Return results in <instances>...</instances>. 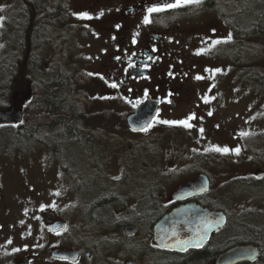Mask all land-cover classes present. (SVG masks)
<instances>
[{
  "label": "rangeland",
  "instance_id": "374dc122",
  "mask_svg": "<svg viewBox=\"0 0 264 264\" xmlns=\"http://www.w3.org/2000/svg\"><path fill=\"white\" fill-rule=\"evenodd\" d=\"M239 1V12L235 14L237 7L233 2L230 6L234 14L227 15L244 30L245 21H253L255 16L247 12L248 5L251 7L249 0ZM31 4V0H0V105L8 109L19 108L22 112L28 104L32 84L29 82L31 78L27 64L31 50L23 49L25 31L21 27L35 16H26ZM35 14L41 16L39 12ZM199 15L205 21L210 17V14ZM164 24L169 28H181L180 35L175 37L177 46L171 49L178 55L179 63L189 64L194 60L200 70L207 71L223 69L228 62H234L228 60H234L236 55L233 54L231 41V46L227 47L230 39V35H227L228 25H219L220 35L215 36L216 39L226 40L208 45L206 38H212L214 34L206 27L192 30L186 21L175 18L168 19ZM58 25L57 21L52 24L43 38L44 42L39 45L36 53L38 61L46 64L54 48L62 43L64 66L76 73L75 88L86 93L85 115L92 120L93 129L89 130L90 121L83 124L81 136L74 143L65 141L59 145L58 156H55L40 141L21 137L17 133V126L14 129L0 128V264H19L27 256H47L51 248L62 247L81 253L82 259L76 264H165L167 258L162 253L154 251L148 255L136 247L139 244L138 231H143L147 226L146 217L142 215L144 197L149 191H155L152 186L157 180H161L160 186L168 180L167 192L181 179L172 181L179 175L178 172L173 174L175 170L182 168L186 172L182 174L189 175L193 168L204 167L207 158L226 156L231 161L237 158L242 161L238 177H234L236 174L231 170L222 175L211 173L218 186L226 184L221 194H212L208 201L212 209L221 210L227 215L228 226L213 235L210 247L225 245L234 239L235 233L242 227L254 229L264 226V184L253 183L248 171L250 156L254 164L264 171V91L258 88L257 97L246 98L248 90L232 81L230 78L233 75L222 77L217 87L220 90H213L206 101L195 106L192 104L176 116L174 120L184 125V131H163L167 133L164 144L157 148L156 145L150 146L147 150V144L157 138L156 131L142 134V139L147 141L144 144L138 133L130 131L125 125L126 115L122 111L131 108L129 102L120 105L123 109L119 106L112 109L109 102L104 100L106 96L101 95L103 89H99L98 76L103 73L101 65L105 62L102 39L84 22L76 39L73 35L59 36L54 29ZM241 35L245 37L241 43L245 51L239 47L241 56L238 54L235 62H242L243 59L246 65H250V55L252 59L255 57L256 62L252 63L258 74L264 77V38L251 42L248 34ZM32 38L30 36V41ZM223 44L225 46L220 47ZM7 57L17 66L15 89L9 93L1 87L2 62ZM22 63L24 72L20 73L18 68ZM208 78L207 75L203 78L206 90L210 89L205 83ZM248 147L256 149L249 156L248 152L241 151ZM215 148L221 151H213ZM225 148L228 149L227 153L223 152ZM140 160L145 162L144 171L139 169ZM100 166L101 170L95 169ZM125 167L127 171L119 185L123 196L120 193V197L114 196L98 207L95 203L97 199L112 191L105 187L106 181L109 183L110 179H117ZM138 188L144 189L140 191ZM138 191L141 199L137 198ZM47 211L68 223L66 234L56 236L45 230L42 214ZM93 224L95 228L91 226ZM126 224L136 227L133 236L123 235L122 228ZM102 231L108 248L100 249L101 255L95 257L91 245L96 244L97 240L90 234ZM86 253L89 258H85ZM35 260L31 264H72L50 258Z\"/></svg>",
  "mask_w": 264,
  "mask_h": 264
},
{
  "label": "flooded vegetation",
  "instance_id": "af4514ba",
  "mask_svg": "<svg viewBox=\"0 0 264 264\" xmlns=\"http://www.w3.org/2000/svg\"><path fill=\"white\" fill-rule=\"evenodd\" d=\"M59 1L60 8L54 14L55 21L59 22V25L54 29L59 36L65 34L68 36L73 35L74 39H76L82 28V23L84 22L86 27L92 29L95 34L102 39L101 48L105 52V62L101 65L103 73L101 76H98V86L99 89H103L101 95L106 96L104 100L109 102L111 108L113 109L119 106V108L123 109V106L120 105L129 102L131 108L122 111L123 115L127 116L131 114L135 107L142 101L151 100L155 102L157 107L156 114L153 122L146 131L155 130L157 138L153 143L150 141L147 144V150L150 149V146L156 145L157 148L159 145L162 146L164 144L163 139L166 137L165 134L167 133H163V131H170L172 129L173 132L184 131V125L174 120L176 116L181 113L182 109L191 107L192 104L195 106L206 101L207 96L214 92L213 90H220L217 87L222 82V77L226 75H233L234 77L230 79L237 82L238 85L242 84L244 89L248 90V96L247 94L245 95L246 98L257 97L258 88H260V86H258L255 79L258 71L255 64L252 63V61L256 62V59L255 57L252 59L250 55V65H246L243 59H241L242 62H235V58L238 56L239 51V49H237L239 44L237 37L240 35L241 27L233 21L232 17L228 16L225 11V6L235 2L234 7H237V9H235V14L239 12V0H215V5L211 9L204 7V2L206 0H199L198 3L195 2V0H192L191 3L185 0L180 7H172V5L176 3V0ZM33 2L34 0H31V3ZM154 8L164 10L152 12L151 10ZM48 12H50V10H48ZM201 13L210 14V17L205 21V19H201L202 15H199ZM173 18L186 21L188 27L192 30L206 27L208 31L214 34L212 38H206V43L208 45L224 42L226 39L220 40L219 37L216 39L215 36L220 35L219 25H228L227 35H230V39L227 47H230L231 43H233V54H236L234 60L230 58H228V60L234 62H228L223 69L215 68L207 71L200 70L199 64H196L197 62L194 60L189 64L179 63L178 55L173 53L171 49L177 46L175 37L180 35L181 28L179 26L169 28L164 24L168 19ZM234 19H236V16ZM146 20L149 22L146 23ZM61 38L63 39V37ZM248 38L251 42L257 39L254 35H248ZM195 45H197V41ZM224 46L223 44L220 47L223 48ZM223 51L225 52V48ZM226 55H224V57H226ZM205 75H207V78L209 77L205 83L211 90H206V85H203V78ZM111 85H115V87ZM232 96L234 97V95ZM86 120V124L90 121L88 124L90 126L89 130H92V120H89V118H86ZM156 125H158V127H156ZM157 130L159 132H157ZM146 131L136 132L140 137V141H143L144 144L147 143V141L142 139L144 138L142 134ZM144 148H146V145H144ZM254 150L256 149L253 147L241 149V151L248 152V156ZM249 163L248 171L253 177L251 181L258 185L264 184V171L258 173L260 169L254 164L251 156L249 157ZM138 166L141 171H144L145 162L140 160ZM196 168L197 167L193 168V172L189 175L182 174L186 173L182 171V168L175 170L173 174L178 172L179 175L176 178L173 177L174 180L172 181L178 178L181 179L176 184L173 183L174 185L167 192L168 180L164 182L162 186H160L161 180L155 181V185L152 186L155 191H153V193L149 191L148 194L157 200L156 204H159L161 211L160 215L161 213L164 215L176 206L184 205L188 202H194L203 208H209L208 199L211 198L210 196L212 194H221V189L226 184L218 186L216 179L213 178L211 173L222 175V173L226 174L231 170L236 174L234 177H238L237 175L240 174V169L242 168V161L238 158L231 161L227 157H214L210 160L207 158L204 167L199 166L197 169ZM200 168L201 170H198ZM95 169L101 170L102 167H96ZM126 171L127 167L119 174L117 179H110L109 183L107 180L105 187L108 186L112 191L107 192L106 195L102 194V197L100 196L97 200L105 198L107 203L114 198V196L120 197L123 194L119 186L121 184L120 179H122ZM158 173L160 174L161 172ZM260 173L263 174V176L258 178L257 176ZM199 175H205L207 177L209 182L208 192L198 196H192L183 201H173L171 199V195L178 187ZM161 177L164 178L163 175ZM171 177L172 176H170L169 179H171ZM234 180H236V178ZM119 187L121 192L118 190ZM143 189L144 188H138L140 191ZM139 196H141L140 192L137 194V198L141 199L142 197ZM79 204V206H81L80 201ZM56 220L58 219L55 217L51 218L46 221L44 227L51 225ZM163 251L168 252L166 250ZM36 256L29 257V264H31L32 260H35V258L54 259L47 256ZM87 257L88 255L85 256V258ZM81 258L82 256L80 255L79 260Z\"/></svg>",
  "mask_w": 264,
  "mask_h": 264
},
{
  "label": "trees",
  "instance_id": "16d2710c",
  "mask_svg": "<svg viewBox=\"0 0 264 264\" xmlns=\"http://www.w3.org/2000/svg\"><path fill=\"white\" fill-rule=\"evenodd\" d=\"M248 4L251 7L248 5L247 12L253 13L255 18L253 21L249 20L248 23L245 21V28L244 30L241 29L240 35L237 37L239 41L238 49L239 47L242 48L243 45L241 43L245 38L241 33L254 35L255 38H264V0H249ZM214 5L215 0H206L204 2V7L206 8L211 9ZM59 8V0H34L26 16H35L32 19H28L24 23L25 26L21 27V30L25 31L23 49L29 48L31 50L27 64L28 76L31 78L29 82L32 85L30 86L31 92H28V104L23 108V120L17 125V133L21 137L25 136L31 141H40L44 145H47L55 156H58L57 149L59 145L61 146L65 141L74 143L81 136L80 130L87 121L85 115L86 93L79 91L77 87L75 88L74 78L76 73L72 72L68 66H64L62 43H58L52 52L50 60L44 65L38 61V54H36L39 45L44 42L43 38L47 36L49 28L52 27V24L56 23L54 14ZM225 11L230 15L234 14L230 4L225 6ZM35 12L41 13V16L37 15V17ZM30 36L33 37L31 41ZM241 50L244 49L242 48ZM10 59L7 57L2 62L3 82L1 87L7 93L15 89L17 70V66L12 64ZM43 67L46 68L43 69ZM23 68L24 65L22 63L18 68L20 73L24 72ZM255 80L258 86L264 90V77L257 74ZM3 106L0 105V108H4ZM144 199H146L145 208L143 213H141L146 217L145 222L147 226L143 231H138L137 240L139 244H136V247L140 251L152 255L154 251H158L157 249L155 250L151 243L152 224L160 216L161 211L159 204H156L157 200L151 195L147 194ZM95 203L98 207L103 206L106 203V199H99ZM91 226L95 228V224ZM93 233L94 235L88 234L94 237L97 242L96 244H92L91 247L93 255L99 257L101 255L100 249L103 247L108 248V242L104 238L103 231ZM238 244L253 245L258 251V259L254 264H264V226L254 229L242 227L241 230L235 233L234 239L227 241L225 245L219 248H212L210 245H206L201 250L188 251L185 254L158 252L166 256L167 262L165 264H211L212 260L223 249ZM98 264L101 263L99 262Z\"/></svg>",
  "mask_w": 264,
  "mask_h": 264
},
{
  "label": "water",
  "instance_id": "95a60500",
  "mask_svg": "<svg viewBox=\"0 0 264 264\" xmlns=\"http://www.w3.org/2000/svg\"><path fill=\"white\" fill-rule=\"evenodd\" d=\"M156 104L146 100L136 106L134 113L126 118V124L131 130L139 131L146 128L156 113ZM21 113L16 108L8 110L0 109V125H12L21 121ZM259 177L261 175H258ZM209 182L206 176L200 175L190 182L177 188L172 194V200L183 201L192 196H197L208 191ZM51 217L49 213L45 218ZM226 224V216L223 212H213L201 209L194 202H188L177 206L160 218L153 226V243L160 249H166L175 253H185L188 250H198L209 243L211 236L222 229ZM67 224L56 221L47 227L52 233L64 232ZM135 228L126 225L123 233L133 235ZM50 255L54 258L76 262L79 254L75 251L53 249ZM258 257L256 249L251 245H235L221 252L214 264H239L255 263ZM26 259L22 264H27ZM127 264H130L127 262Z\"/></svg>",
  "mask_w": 264,
  "mask_h": 264
},
{
  "label": "snow or ice",
  "instance_id": "6c2138e0",
  "mask_svg": "<svg viewBox=\"0 0 264 264\" xmlns=\"http://www.w3.org/2000/svg\"><path fill=\"white\" fill-rule=\"evenodd\" d=\"M185 2V0H176V3H174L173 5H172V7H180V6H182V4ZM186 2H188V3H191L192 2V0H186ZM195 2H199V0H195ZM164 9H160V8H154V9H152L151 11L152 12H156V11H163ZM85 18H89V17H85ZM146 23L147 22H149V21H145ZM198 79H199V77H198ZM112 87H115V85H111ZM185 126H187V125H185ZM147 129H145V131H146ZM213 151H217V152H219V151H221V149H219V148H215V149H212ZM223 152L224 153H227L228 152V149L227 148H225V149H223ZM237 154H238V150H237Z\"/></svg>",
  "mask_w": 264,
  "mask_h": 264
}]
</instances>
